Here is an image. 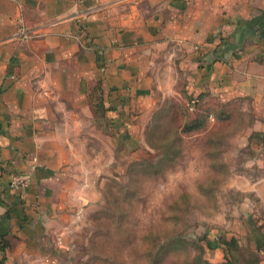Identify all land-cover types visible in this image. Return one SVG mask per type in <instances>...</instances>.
Returning a JSON list of instances; mask_svg holds the SVG:
<instances>
[{
  "label": "crops",
  "instance_id": "crops-1",
  "mask_svg": "<svg viewBox=\"0 0 264 264\" xmlns=\"http://www.w3.org/2000/svg\"><path fill=\"white\" fill-rule=\"evenodd\" d=\"M19 26L39 34L14 40ZM178 74L192 96L247 99L246 137H264V0H0V264H55L78 245L70 221L88 147L69 138L84 137L94 99L113 107V124ZM249 140L264 163L261 141ZM10 173L28 186L11 190ZM250 183L258 190L264 177ZM255 213V225L220 229L225 243L207 244L203 259L264 264V208Z\"/></svg>",
  "mask_w": 264,
  "mask_h": 264
},
{
  "label": "rangeland",
  "instance_id": "rangeland-1",
  "mask_svg": "<svg viewBox=\"0 0 264 264\" xmlns=\"http://www.w3.org/2000/svg\"><path fill=\"white\" fill-rule=\"evenodd\" d=\"M183 90L178 74L169 91L151 88V101L136 114L131 107L109 126L94 118L83 138H69L88 147L79 172L84 201L70 221L78 245L64 246L55 264H206L203 255L196 259L198 248L203 254L207 244L225 243L220 229L258 221L252 214L264 208V185L251 190L250 181L264 177V163L249 139L264 146V137H246L254 125L249 101L233 99L231 120L210 129L209 120L207 130L182 137L171 162L178 117L167 107ZM72 158L78 162V154Z\"/></svg>",
  "mask_w": 264,
  "mask_h": 264
},
{
  "label": "trees",
  "instance_id": "trees-1",
  "mask_svg": "<svg viewBox=\"0 0 264 264\" xmlns=\"http://www.w3.org/2000/svg\"><path fill=\"white\" fill-rule=\"evenodd\" d=\"M233 101V99L219 101L207 92H202L196 96H192L185 90L181 92L179 99H171L167 110L171 109L175 111V114L178 117V123L170 141L172 151L166 159L172 162L179 153L178 145H180V139L184 136H189L207 130L209 127V120H213L214 122L213 126L209 127V129L214 128L219 123H225L231 120L236 112ZM92 106L94 108V118L105 119L109 126L111 123V117L109 118L105 116V112L108 111V109L113 110V107L110 105L105 107L101 103V99L99 97L94 99ZM132 114H136L135 109ZM131 117H133V115H131ZM134 122L135 121L132 119L131 124L133 125ZM128 132V128H125L124 134L127 135ZM161 160L162 159L160 158L157 162ZM198 250L200 256H197L196 259H199V257L203 255L202 248L199 247ZM202 261L209 264L206 260L202 259Z\"/></svg>",
  "mask_w": 264,
  "mask_h": 264
},
{
  "label": "built area",
  "instance_id": "built-area-1",
  "mask_svg": "<svg viewBox=\"0 0 264 264\" xmlns=\"http://www.w3.org/2000/svg\"><path fill=\"white\" fill-rule=\"evenodd\" d=\"M39 33L34 28L19 26L13 33L12 38L18 41L37 36ZM29 179L24 174L10 173L9 188L14 191L23 190L28 186Z\"/></svg>",
  "mask_w": 264,
  "mask_h": 264
}]
</instances>
